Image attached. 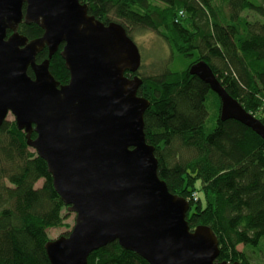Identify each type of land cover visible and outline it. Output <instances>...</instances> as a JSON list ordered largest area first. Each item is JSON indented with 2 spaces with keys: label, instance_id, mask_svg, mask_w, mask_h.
<instances>
[{
  "label": "trees",
  "instance_id": "trees-1",
  "mask_svg": "<svg viewBox=\"0 0 264 264\" xmlns=\"http://www.w3.org/2000/svg\"><path fill=\"white\" fill-rule=\"evenodd\" d=\"M79 2L104 25H120L134 44L130 31H150L168 45L169 58L145 69L137 92L149 102L144 134L154 148L157 175L170 193L190 203L186 217L190 229L206 226L213 231L218 262L264 264V143L241 123L222 121L218 95L189 74L192 64L206 63L227 94L264 125V0ZM18 33L31 41L43 31L36 24L21 23ZM62 47L49 60V71L65 85L69 73L60 56ZM47 54V49L39 52L36 62ZM27 73L33 78L30 69ZM200 190L203 195L193 203V193ZM66 212L46 162L28 146L14 120L4 121L0 264H50L45 251L48 231L68 226ZM88 264L148 263L114 241L93 251Z\"/></svg>",
  "mask_w": 264,
  "mask_h": 264
},
{
  "label": "water",
  "instance_id": "water-1",
  "mask_svg": "<svg viewBox=\"0 0 264 264\" xmlns=\"http://www.w3.org/2000/svg\"><path fill=\"white\" fill-rule=\"evenodd\" d=\"M21 23L36 24L42 36L29 41L18 33ZM61 44L65 85L49 71ZM44 49L47 58L37 63ZM140 65L124 29L96 20L79 0H0V127L13 116L75 216L66 236L45 244L49 263L88 264L93 251L116 241L148 264H239L217 261L213 231L191 230L190 203L157 175L144 134L149 102L137 95L142 80L125 76ZM189 74L218 95L222 121L241 123L264 143V125L227 94L206 63L192 64Z\"/></svg>",
  "mask_w": 264,
  "mask_h": 264
},
{
  "label": "rangeland",
  "instance_id": "rangeland-1",
  "mask_svg": "<svg viewBox=\"0 0 264 264\" xmlns=\"http://www.w3.org/2000/svg\"><path fill=\"white\" fill-rule=\"evenodd\" d=\"M179 27L183 30H186L182 25H179ZM130 33H134V42L136 46L139 49L140 56H141V65L138 70V77L140 78L142 75L145 76L143 73H145V69L147 68L146 72L149 71L152 68V65L158 61L161 62V60H167L169 58V55L171 53L170 48L167 44H165L164 41H161L159 38V35L153 34L150 31H146L145 33H136L135 31H130ZM177 67H180L177 66ZM141 79V78H140ZM7 120L11 121L13 120L12 115L7 116ZM42 185V180H40L36 186L40 187ZM202 194V190L200 192L195 191L193 193V203L198 202V196ZM200 195V196H201ZM67 218L65 219L64 223L67 224V227H61V228H52L48 231V237L50 240L57 239L61 237V235H64L66 232H70L74 225V214L70 212H66ZM194 229V228H193ZM238 250H242L243 246L239 245ZM255 259L258 257L254 254L253 258ZM221 262V261H220ZM229 263V262H228Z\"/></svg>",
  "mask_w": 264,
  "mask_h": 264
},
{
  "label": "flooded vegetation",
  "instance_id": "flooded-vegetation-1",
  "mask_svg": "<svg viewBox=\"0 0 264 264\" xmlns=\"http://www.w3.org/2000/svg\"><path fill=\"white\" fill-rule=\"evenodd\" d=\"M62 50V49H61ZM58 82V81H57ZM60 84V83H59Z\"/></svg>",
  "mask_w": 264,
  "mask_h": 264
}]
</instances>
